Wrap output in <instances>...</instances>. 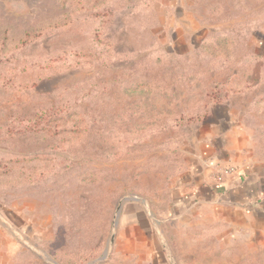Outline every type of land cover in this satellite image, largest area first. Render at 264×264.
<instances>
[{
  "label": "rangeland",
  "instance_id": "rangeland-1",
  "mask_svg": "<svg viewBox=\"0 0 264 264\" xmlns=\"http://www.w3.org/2000/svg\"><path fill=\"white\" fill-rule=\"evenodd\" d=\"M222 35L228 62L214 69L201 44ZM260 52L264 0H0L12 264H264L259 232L174 216L211 93L264 157V81L243 60Z\"/></svg>",
  "mask_w": 264,
  "mask_h": 264
},
{
  "label": "crops",
  "instance_id": "crops-1",
  "mask_svg": "<svg viewBox=\"0 0 264 264\" xmlns=\"http://www.w3.org/2000/svg\"><path fill=\"white\" fill-rule=\"evenodd\" d=\"M233 103H215L204 120L185 172L174 179V216L186 225L220 223L222 234L264 235V157L256 154L252 126L234 114ZM229 167L232 173L225 172ZM3 219L0 213V264H12L15 247L1 229Z\"/></svg>",
  "mask_w": 264,
  "mask_h": 264
},
{
  "label": "trees",
  "instance_id": "trees-1",
  "mask_svg": "<svg viewBox=\"0 0 264 264\" xmlns=\"http://www.w3.org/2000/svg\"><path fill=\"white\" fill-rule=\"evenodd\" d=\"M219 39L218 42L213 43V37H208L206 40L203 41V43L201 44L202 49L205 50H210V52H207L208 55H210L212 57V61L211 64L213 66L214 69H220V68H224L227 66V62H228V58L226 56V54L221 53V51H223L224 46L223 44L226 42H229L230 39L226 36V35H222L220 37L217 38V40ZM220 55V56H219ZM219 57V58H218ZM244 61H248L250 62L251 65V71L249 70L247 77H249L250 79L253 80V83H255L257 81H264V73L260 74V71H253V69L255 68H259V65L261 67H263L264 70V54H254V55H250V56H246L243 57ZM250 67V66H248ZM224 96H220V92L219 91H215L213 93L210 94V99H211V105H214L215 103H219L223 101ZM263 102L264 101V95L259 97L258 102Z\"/></svg>",
  "mask_w": 264,
  "mask_h": 264
},
{
  "label": "built area",
  "instance_id": "built-area-1",
  "mask_svg": "<svg viewBox=\"0 0 264 264\" xmlns=\"http://www.w3.org/2000/svg\"><path fill=\"white\" fill-rule=\"evenodd\" d=\"M234 171L233 167H229L228 169L226 168L225 172L227 173H232Z\"/></svg>",
  "mask_w": 264,
  "mask_h": 264
},
{
  "label": "water",
  "instance_id": "water-1",
  "mask_svg": "<svg viewBox=\"0 0 264 264\" xmlns=\"http://www.w3.org/2000/svg\"><path fill=\"white\" fill-rule=\"evenodd\" d=\"M105 255H106V250L103 252L102 256L99 259L101 260L102 258H104Z\"/></svg>",
  "mask_w": 264,
  "mask_h": 264
}]
</instances>
